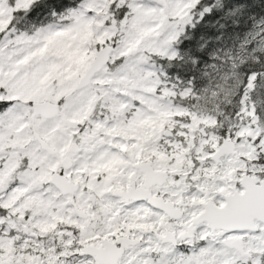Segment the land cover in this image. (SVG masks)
I'll list each match as a JSON object with an SVG mask.
<instances>
[{
	"label": "snow or ice",
	"instance_id": "snow-or-ice-1",
	"mask_svg": "<svg viewBox=\"0 0 264 264\" xmlns=\"http://www.w3.org/2000/svg\"><path fill=\"white\" fill-rule=\"evenodd\" d=\"M0 264H264V0H0Z\"/></svg>",
	"mask_w": 264,
	"mask_h": 264
}]
</instances>
